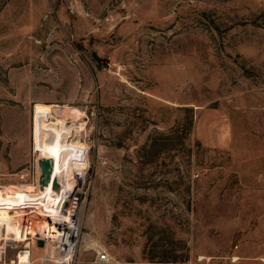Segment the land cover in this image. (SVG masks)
<instances>
[{"label": "rangeland", "instance_id": "rangeland-1", "mask_svg": "<svg viewBox=\"0 0 264 264\" xmlns=\"http://www.w3.org/2000/svg\"><path fill=\"white\" fill-rule=\"evenodd\" d=\"M36 104L86 150L64 264H264V0H0L2 197Z\"/></svg>", "mask_w": 264, "mask_h": 264}, {"label": "bare ground", "instance_id": "bare-ground-1", "mask_svg": "<svg viewBox=\"0 0 264 264\" xmlns=\"http://www.w3.org/2000/svg\"><path fill=\"white\" fill-rule=\"evenodd\" d=\"M50 110H52V117L49 115ZM68 113L66 108H53L41 104L34 106V149L38 151V158L52 159L51 180L42 188L37 182V188L31 193L23 194L13 191L6 197L0 196V219L2 220L0 231L4 233L3 235L9 238L17 231L16 220L12 218L16 209L24 207L23 203L27 200L37 199L38 201L34 203L38 204L36 207L42 214L39 221L35 223V233H39L41 237L48 235L50 240L54 241L53 245L58 244V248L61 249L60 255H63L65 261L72 258L78 243L79 192L86 173V170H80L75 165L78 159L86 158V150L82 148L83 145L79 141L75 142L72 139L78 130L74 124L66 122L65 117ZM37 170L40 175L38 165ZM37 178L39 179V176ZM53 179H56L59 184L58 190L52 189ZM18 199L19 203L12 202ZM19 212V210L16 211V213ZM47 246H50L51 250V245ZM48 255H42V264H46ZM22 258L23 264H35L28 254L23 255Z\"/></svg>", "mask_w": 264, "mask_h": 264}, {"label": "built area", "instance_id": "built-area-1", "mask_svg": "<svg viewBox=\"0 0 264 264\" xmlns=\"http://www.w3.org/2000/svg\"><path fill=\"white\" fill-rule=\"evenodd\" d=\"M37 177V175H36ZM36 182V178H35ZM37 198V197H36ZM27 201H32L31 203ZM26 203H23L24 207H21L19 209L20 212L16 213V211L12 214V218L16 220L17 225V231L15 233H12V237L6 238L4 236L3 232L0 231V264H23L22 256L25 254H28L31 261L35 263L36 260H39V263L35 264H42V255L46 256V254H49L46 260V264H52L51 262L53 260H56L57 262H60V264H64L67 262L65 261V258L63 255H60L61 249L58 248V244L53 245L54 241H51L48 235L45 237H41L39 233H35V223L39 221V217L41 218L42 212L36 207L38 204L34 203L37 202V199L34 200H27ZM61 203L58 207H60ZM19 214V215H18ZM0 221H2L0 219ZM46 231H44L45 233ZM43 233V229L41 234ZM22 235V236H21ZM40 240L42 243H45L47 246L43 244L44 252L41 256L38 258H31L30 254V247L31 244H36L37 241ZM10 241V248L15 249L18 248V246L21 245V248H18L15 255L13 257H8L7 255V242ZM41 246V247H42ZM45 246V247H44ZM47 246V247H46ZM100 259H105L106 254L101 253L99 255Z\"/></svg>", "mask_w": 264, "mask_h": 264}, {"label": "water", "instance_id": "water-1", "mask_svg": "<svg viewBox=\"0 0 264 264\" xmlns=\"http://www.w3.org/2000/svg\"><path fill=\"white\" fill-rule=\"evenodd\" d=\"M37 165L40 169L38 183L40 185V188H42L48 185V183L51 180L53 161L50 158L42 157L37 159ZM52 189L53 190L59 189V184L57 183L56 179L52 180ZM37 245L42 246L43 245L42 241L38 240Z\"/></svg>", "mask_w": 264, "mask_h": 264}]
</instances>
